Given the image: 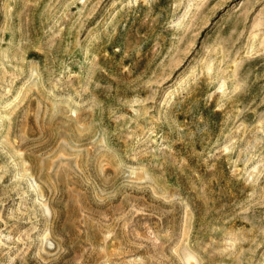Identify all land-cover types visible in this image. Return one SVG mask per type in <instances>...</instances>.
<instances>
[{"label":"rangeland","instance_id":"1","mask_svg":"<svg viewBox=\"0 0 264 264\" xmlns=\"http://www.w3.org/2000/svg\"><path fill=\"white\" fill-rule=\"evenodd\" d=\"M0 264H264V0H0Z\"/></svg>","mask_w":264,"mask_h":264}]
</instances>
